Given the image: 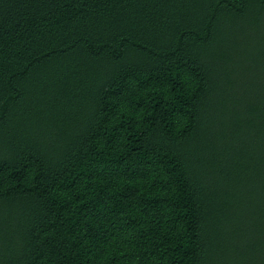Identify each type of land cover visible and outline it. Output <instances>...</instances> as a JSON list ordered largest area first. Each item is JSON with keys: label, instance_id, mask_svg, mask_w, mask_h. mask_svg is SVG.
Returning a JSON list of instances; mask_svg holds the SVG:
<instances>
[{"label": "trees", "instance_id": "1", "mask_svg": "<svg viewBox=\"0 0 264 264\" xmlns=\"http://www.w3.org/2000/svg\"><path fill=\"white\" fill-rule=\"evenodd\" d=\"M0 264H264V0H0Z\"/></svg>", "mask_w": 264, "mask_h": 264}]
</instances>
